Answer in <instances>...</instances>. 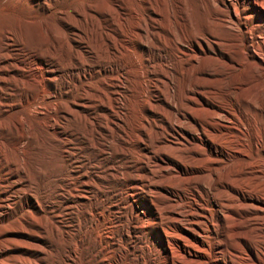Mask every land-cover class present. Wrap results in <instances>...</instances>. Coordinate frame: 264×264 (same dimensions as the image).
Listing matches in <instances>:
<instances>
[{
    "label": "bare ground",
    "instance_id": "6f19581e",
    "mask_svg": "<svg viewBox=\"0 0 264 264\" xmlns=\"http://www.w3.org/2000/svg\"><path fill=\"white\" fill-rule=\"evenodd\" d=\"M26 1L0 0V264H264V0Z\"/></svg>",
    "mask_w": 264,
    "mask_h": 264
},
{
    "label": "rangeland",
    "instance_id": "374dc122",
    "mask_svg": "<svg viewBox=\"0 0 264 264\" xmlns=\"http://www.w3.org/2000/svg\"><path fill=\"white\" fill-rule=\"evenodd\" d=\"M21 4H22V6H21V10H23V11H25L26 9H27V7H28V2L26 1V0H21ZM4 17V16H3ZM21 17V18H20ZM19 18H18V22H19V24L20 23H22V20H23V18H22V16H20ZM21 19V21H19ZM15 22H16V20L15 19H13V18H11V17H4V18H0V24L1 25H5V27L7 26V28L8 27H11V26H13L14 24H15ZM129 23V21L127 20V24ZM85 28H86V30H87V33H88V35L91 37V38H93V36L95 35V29H94V27L91 25V24H89V25H86V26H84ZM121 29H122V27H120ZM20 31H18V32H16V41H17V44L21 47V48H23V49H25L26 51H31L32 53L31 54H33L34 56H36V57H39V53H41V49L40 48H38V47H34L33 46V44L31 43V44H29L30 42H28L27 43V41H25L23 38H22V35H21V32L19 33ZM19 34V35H18ZM21 36V37H20ZM21 40H22V42L24 41V42H26L25 44H24V42L22 43L21 42ZM20 41V42H19ZM97 46V45H96ZM95 46V48L97 49V47ZM32 47V48H31ZM39 52V53H38ZM13 88V87H12ZM11 89V88H10ZM131 104H133V103H130L128 106L131 108V109H133V105H131ZM132 117V116H131ZM35 182V181H34ZM34 182H32V184H30L32 187H34V185H33V183Z\"/></svg>",
    "mask_w": 264,
    "mask_h": 264
}]
</instances>
